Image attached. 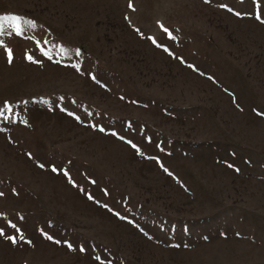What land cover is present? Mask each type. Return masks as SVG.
Returning a JSON list of instances; mask_svg holds the SVG:
<instances>
[{
  "label": "rangeland",
  "instance_id": "1",
  "mask_svg": "<svg viewBox=\"0 0 264 264\" xmlns=\"http://www.w3.org/2000/svg\"><path fill=\"white\" fill-rule=\"evenodd\" d=\"M6 15L23 35L0 32V264H264V0Z\"/></svg>",
  "mask_w": 264,
  "mask_h": 264
},
{
  "label": "snow or ice",
  "instance_id": "2",
  "mask_svg": "<svg viewBox=\"0 0 264 264\" xmlns=\"http://www.w3.org/2000/svg\"><path fill=\"white\" fill-rule=\"evenodd\" d=\"M229 10L231 11V9H229ZM235 14H236L237 16H240V15H244L245 13L236 12ZM256 18H257L258 20L261 19V12L258 11V12L256 13ZM21 20H22V18L19 17V16H16V15L0 16V32L3 31V28H4V22H10V23H12V24L15 25V27H14L15 34H16V35H23V29H22L21 24H20V21H21ZM23 23H24L25 25L29 26V27H35V24H34L33 22H31V21L24 20ZM161 27H162V29H163L166 33H168L169 37L171 38V33L168 32V30H167L166 28H163L162 25H161ZM149 39H152V38L149 37ZM153 42L155 43V40H153ZM45 43H47V42L45 41ZM37 44L39 45V41H37ZM0 46H3V42H2V41H0ZM40 50H41L42 54L47 55V51H46L45 49L41 48ZM61 51L63 52V51H67V50H65V49H61ZM6 52H7V56H8L9 63H11V62H12V58H13V57H12V50H11V49H7ZM79 54H80V53H79V50H77V51H76V55H79ZM26 58L29 59L30 61L34 62V63H35V62H38V61L33 60V58H32L31 56H26ZM49 59H51V57H49ZM57 62H58V61H57ZM72 66H73L74 68H76L77 70H79V66H78V65H72ZM93 79H95V77H93ZM43 102L46 103V101H43ZM5 109H7L8 111H11V107L7 104V102L5 103V105H4L3 108H0V116L3 115ZM261 115H264V114H261ZM77 119H79V117H77ZM100 130H101V131H104V129H100ZM113 134H115V133H113ZM129 143H131V142H129ZM133 147H136V146L133 145ZM41 167H43V165H41ZM52 170H53V171H61V170L56 169L54 166H53ZM62 171H64V174H65L66 176H68V173H67L66 170H62ZM165 171H167V169H165ZM69 179H70V182H71V178H70V177H69ZM13 192L15 193V190H13ZM3 195H4V193L0 192V196H3ZM89 198L91 199L92 197L89 196ZM11 227H13L14 229H16L17 235H14V236H8V237H6V238H7V239H10L13 243H16L18 240H24L23 232L18 228V226L15 225V224H12ZM2 235H4V231H3V229H0V236H2ZM45 237H46L47 239H49V240H53V239H54L52 236H49V235H47V234H45ZM27 242H28V243H31L30 241H27ZM55 242L58 243V244H59V243H64V244H66L70 249L72 248V245H71L70 242H67V241H64V242H61V241H55ZM177 246H178V245H177ZM80 251H81V252H84V251H86V250L81 246ZM95 259L98 261V264H111V261H110V260L107 261V262H104V261L101 260V258H100L99 256H96Z\"/></svg>",
  "mask_w": 264,
  "mask_h": 264
}]
</instances>
